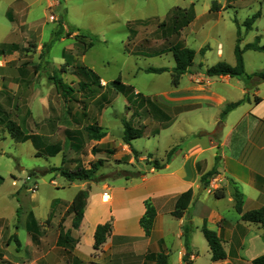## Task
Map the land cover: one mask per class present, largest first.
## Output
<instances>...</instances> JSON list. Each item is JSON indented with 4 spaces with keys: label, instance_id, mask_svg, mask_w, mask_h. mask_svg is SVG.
Instances as JSON below:
<instances>
[{
    "label": "rangeland",
    "instance_id": "rangeland-1",
    "mask_svg": "<svg viewBox=\"0 0 264 264\" xmlns=\"http://www.w3.org/2000/svg\"><path fill=\"white\" fill-rule=\"evenodd\" d=\"M11 1L0 0V55L3 57L0 60L1 251L6 250L5 241L10 234L6 219L12 222L16 203L20 208L18 217L22 219L28 213L26 206L33 204L26 200L28 196H35L34 203L38 207L34 212L38 217L48 214L52 200L70 201L76 189L59 176L61 170H72L77 165L89 169L101 161L91 181L96 183L92 190L97 194L108 193V187L123 185L122 181L114 180L125 175L139 176L155 171L153 162L163 158L164 150L173 141L167 135V125L163 124L160 138L132 140L130 144L140 151L138 153L134 154L131 148L123 149L122 142L124 123L133 128L145 124L150 133L157 115L152 106L142 105L143 108L136 109L125 103L122 93L100 111L103 101L98 102L102 97L114 95L112 83L119 78L140 94L134 101L137 104L142 102V95L165 103L173 86V48L185 47L194 52L192 66L186 73L197 75L218 61L232 65L237 31L238 45L243 50L241 46L249 34L243 22L254 9V6L228 8L220 14L212 13L207 20L206 14L216 0H23L30 4L29 14L22 0L13 4ZM192 4L196 16L194 24L176 35L174 12L185 13ZM237 21H241L240 24L237 25ZM260 21L261 27L263 19ZM182 23V18L179 24L177 20L178 26ZM254 43L258 44V40ZM219 45L222 56L217 52ZM11 46H16L17 50L10 52ZM245 59L247 72L262 67L259 73H264V54L248 51ZM77 66L91 71V84L92 79L95 82L102 78L104 87L98 89L97 84H90L93 91L88 93L79 90L80 79L70 85L66 73ZM61 67H65L66 73L59 71ZM149 68H162L165 72H145ZM53 76L61 78L73 91L62 93L54 86ZM252 77L258 78L250 76V79ZM238 79L250 90L245 95L247 98L255 81ZM129 95L132 97V93ZM30 111L36 122L42 120L38 125ZM158 119L165 122L160 116ZM9 124H14L29 141L28 134L41 136L43 152L40 156L32 154L30 142L18 144L11 138L7 130ZM91 125L101 127L106 136L99 141L90 140L86 128ZM64 130L77 131L71 132L78 139L70 140ZM58 145L62 155L56 157L58 153L54 155V149L58 150ZM61 160L62 165L58 167ZM103 184L106 186L102 191ZM50 212V229L45 232V239L55 240L58 224L66 228L71 218L65 209L58 213V203L52 204ZM19 218L14 219L19 221ZM23 236L24 233L20 237L22 243ZM12 252L5 251V254L16 264H28L29 259L37 255L26 250L25 255L21 253L18 257Z\"/></svg>",
    "mask_w": 264,
    "mask_h": 264
},
{
    "label": "crops",
    "instance_id": "crops-1",
    "mask_svg": "<svg viewBox=\"0 0 264 264\" xmlns=\"http://www.w3.org/2000/svg\"><path fill=\"white\" fill-rule=\"evenodd\" d=\"M15 1L18 0H12L10 3L13 4ZM215 2L220 6V10L211 12L209 8L206 14L207 20L211 19L212 13L220 14L228 8L254 6L248 17L258 14V18L248 29L247 40L241 47L254 43L256 39L258 46H264V0H232L231 2L216 0ZM23 3L27 4L29 14L30 4L26 1ZM191 7L193 19L184 28L194 24L195 7L193 4ZM27 18L25 22L28 21ZM262 19L263 23L260 27ZM8 21L11 24L13 22L9 19ZM240 22L237 21L236 24ZM234 47L235 43L233 51ZM218 48L217 52L222 56V47L219 45ZM248 51L258 55L264 52L243 51L245 74L253 76L263 71V68L254 67L247 72L245 56ZM2 59L0 55V60ZM234 63L233 60L230 66H234ZM66 74H69L70 85L77 83L78 78L73 76L72 72ZM255 79L254 77L250 79L255 82L247 98L245 95L250 90H246L240 79L229 76L209 77L205 72L199 71L197 75L183 74L178 85L171 86L165 103L143 95L139 104L133 99L131 106L141 109L142 105L145 107L151 105L154 113L157 114L154 116L156 119L150 133L146 130L147 125L141 126L143 128L141 138H160L164 124L167 125L168 137L173 139L171 145L164 150L163 158L157 159L162 168L138 177L128 179L120 177L114 180V182L122 181L124 184L108 187V200L102 199L103 192L97 194L92 190L96 183L70 182L66 179L67 185L76 189L70 201L59 198L52 200L48 205V214L44 213L42 217H38L34 212L38 207L34 203V195L26 199L33 201V204L30 207L26 206L28 213L22 219L18 217L20 208L15 201L17 207L14 205L15 210L13 207V220L10 222L6 219L8 221L6 227L10 234L5 241V251L7 253L13 251L12 253L17 256L21 253L25 255L26 250L31 254L37 253L33 259L28 258L30 260L28 264H156L158 254L166 256L165 264H252L255 258L264 255V228L241 220L240 215L234 210L232 191L236 187L242 194L244 212L264 205V81ZM101 82L102 78H100L102 85ZM133 93L139 95L135 89ZM118 95L114 94L108 98L110 104ZM244 97L246 99L241 105L221 116L227 105L236 103ZM123 98L129 105L126 98ZM158 116L165 122H160ZM31 117L35 125L42 121L36 122L33 113ZM71 131L74 130H64L70 140H77V135ZM28 136L30 141L28 139L18 144L30 142L32 154L40 156L43 152L40 145L41 136L35 134ZM132 145L123 143V149L131 148L135 153L140 152ZM172 149L173 154L169 160H166L167 153ZM60 155L62 148L58 145V155L55 156ZM216 158H218L217 164ZM61 165L62 160L58 167ZM215 165L218 174L204 189L200 184V177ZM105 186V184L101 185L102 191ZM189 189L192 190L193 195L187 210L181 218H174L171 212L177 197ZM216 189H224V198L213 197L212 192ZM79 190H86L88 194L79 227L77 229L71 227L73 214H69L71 219L66 223V228H60L58 224L57 238L45 239L47 237L45 232L50 229L48 223L52 204L58 203V213L61 209L67 211ZM146 200H150L156 210L154 226L148 237L139 225V220L145 212ZM29 214L33 215L39 229L36 239L27 229ZM110 220H112L110 234L105 243L98 250H94L93 235L96 226ZM203 222L219 237L226 254L224 260H211L210 249L201 231ZM186 224L192 227L187 248L183 239V227ZM1 231L2 228L0 233ZM68 231L70 239L60 243V236L64 237ZM22 233L25 238L23 243L20 239ZM5 251L0 250V264H16L5 254Z\"/></svg>",
    "mask_w": 264,
    "mask_h": 264
},
{
    "label": "trees",
    "instance_id": "trees-1",
    "mask_svg": "<svg viewBox=\"0 0 264 264\" xmlns=\"http://www.w3.org/2000/svg\"><path fill=\"white\" fill-rule=\"evenodd\" d=\"M189 11L182 13V12H174L173 14V20L174 23L177 25L175 28H173L174 32L176 35H178L184 27H186L193 19V11L192 7L188 9ZM220 10V6L214 2L211 7L210 11L211 12H218ZM181 18L183 19V23L181 26H178V24L181 21ZM258 18V14H254L244 22V26L246 29H250L251 25L255 21V19ZM178 20V24H177ZM163 25V23H161ZM237 40L236 44L234 47V66L227 65L225 63H217L211 67H209L205 73L209 77H215V76H229V77H234V78H245L246 80L250 79L249 75L245 74L244 67H243V59H242V54L244 50H253V51H259V52H264V46H258L256 43L252 44H247L244 46L243 50L240 49L238 42H239V31H237ZM17 47L16 46H11L10 52L16 51ZM172 54L175 59V67L172 69V80L171 84L173 86H177L180 80V77L185 74L187 71L192 66L193 59H194V52L190 49H186L185 47H180V48H173ZM61 73H66L65 67H61L59 70ZM147 73H154V74H160L162 72H165V69H147L145 70ZM72 74L75 75L79 80L78 86L79 90L83 92H92L93 89H91V86L94 85L97 86L95 88H102V85L100 84V78H97V80L94 82L92 79L91 82H89V75H92L91 71L88 70L85 67H79L77 66L75 69H73ZM253 76H257L261 81H264V73H256ZM52 81L54 86L61 90L62 93L66 94L68 92H72L73 88L71 86H68L64 83V81L61 78H57L56 76L52 77ZM91 84V86H90ZM113 87L114 90L113 93L116 95L118 93H122L124 97L126 98V102L129 105H132V100L135 99L136 97H139L140 94H134L133 89L129 86H125L120 82V79L117 78L115 81H113ZM109 87V85H108ZM68 90V91H67ZM67 91V92H66ZM132 93V97H130L129 94ZM101 104L100 110L105 107L106 105L110 104V100L108 98L102 97L98 104ZM112 101V100H111ZM245 99H242L236 103L229 104L225 107V109L222 111L221 116H225L228 112H230L232 109L235 107L241 105ZM123 135H122V141L125 145H130V142L132 140H136L142 137L143 135V129L142 128H133L129 126V123H124V128H123ZM7 130L9 131V134L11 138L16 141V142H23L27 140V137H24L22 135V132L19 129H16L14 124H9L7 126ZM87 133L89 134V139L92 141H99L101 140L104 136L105 133L102 131V128L97 126V125H91L86 128ZM174 150H170L167 155H166V160H169V157L173 154ZM58 153V150L55 148L54 149V155ZM53 154V151H52ZM135 154V152H134ZM218 158H216V164H217ZM102 162L98 161L90 166L89 169H85L80 165L75 166L74 169L64 171L61 170V176L66 178L68 181H83V182H91L93 181V176L96 170L101 166ZM152 168L154 170H160L162 166L158 164V162L154 161ZM218 174L217 167L216 165L209 170L207 173L203 174L200 177V184L202 187L205 189L209 186L210 180L215 177ZM140 176V175H139ZM138 177L135 175H125V178H134ZM213 197L215 199H222L225 196L224 189H216L213 190ZM87 191L86 190H79L75 196L72 199V202L67 209L68 214H73V219L71 222V227L73 229H77L82 221L83 218V213L84 209L86 206V199H87ZM192 190H187L186 192L182 193L179 195L175 201L174 208L171 212V216L174 218H181L185 211L187 210L191 200H192ZM232 196L234 200V210L236 213L240 215V218L242 221L251 223V224H257L260 225L261 227L264 228V205H262L258 209L250 210V211H243V196L239 192V190L234 187L232 191ZM144 208L145 212L142 215V217L139 220V225L144 231V234L146 237L150 236L151 231L154 226V221L156 217V210L154 206L151 204L150 200L144 201ZM28 232L32 234V236L36 239L37 234L39 232V229L37 227V224L33 218V215L29 214L28 216V225H27ZM191 225L186 224L183 227V239H184V246L187 248L188 247V242H189V235L191 232ZM112 230V220L104 223V224H99L96 226L94 235H93V249L98 250L106 241V238L110 234ZM201 231L203 234L204 239L206 240L208 247L211 252V260L212 261H221L224 260L226 257V254L221 246V241L217 234L208 229L206 226V223L203 222ZM69 231L64 235L60 236V243L65 240L67 241L69 237ZM166 262V256L163 254H158L157 255V261L156 264H165ZM252 264H264V255H261L257 258H255L252 261Z\"/></svg>",
    "mask_w": 264,
    "mask_h": 264
},
{
    "label": "built area",
    "instance_id": "built-area-1",
    "mask_svg": "<svg viewBox=\"0 0 264 264\" xmlns=\"http://www.w3.org/2000/svg\"><path fill=\"white\" fill-rule=\"evenodd\" d=\"M102 197H103V200H104L105 198H106V200H108V193H104Z\"/></svg>",
    "mask_w": 264,
    "mask_h": 264
},
{
    "label": "bare ground",
    "instance_id": "bare-ground-1",
    "mask_svg": "<svg viewBox=\"0 0 264 264\" xmlns=\"http://www.w3.org/2000/svg\"><path fill=\"white\" fill-rule=\"evenodd\" d=\"M104 200H106V198Z\"/></svg>",
    "mask_w": 264,
    "mask_h": 264
},
{
    "label": "water",
    "instance_id": "water-1",
    "mask_svg": "<svg viewBox=\"0 0 264 264\" xmlns=\"http://www.w3.org/2000/svg\"><path fill=\"white\" fill-rule=\"evenodd\" d=\"M199 191H201V189Z\"/></svg>",
    "mask_w": 264,
    "mask_h": 264
}]
</instances>
